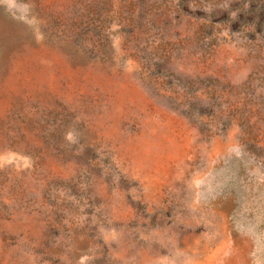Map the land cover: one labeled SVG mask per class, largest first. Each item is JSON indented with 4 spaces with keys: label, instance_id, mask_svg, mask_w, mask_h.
<instances>
[{
    "label": "rangeland",
    "instance_id": "374dc122",
    "mask_svg": "<svg viewBox=\"0 0 264 264\" xmlns=\"http://www.w3.org/2000/svg\"><path fill=\"white\" fill-rule=\"evenodd\" d=\"M0 264H264V0H0Z\"/></svg>",
    "mask_w": 264,
    "mask_h": 264
}]
</instances>
